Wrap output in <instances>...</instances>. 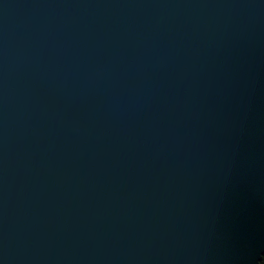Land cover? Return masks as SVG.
<instances>
[{"label":"water","instance_id":"95a60500","mask_svg":"<svg viewBox=\"0 0 264 264\" xmlns=\"http://www.w3.org/2000/svg\"><path fill=\"white\" fill-rule=\"evenodd\" d=\"M264 0H0V264H259Z\"/></svg>","mask_w":264,"mask_h":264},{"label":"snow or ice","instance_id":"6c2138e0","mask_svg":"<svg viewBox=\"0 0 264 264\" xmlns=\"http://www.w3.org/2000/svg\"><path fill=\"white\" fill-rule=\"evenodd\" d=\"M260 264H264V261H261V260H260Z\"/></svg>","mask_w":264,"mask_h":264},{"label":"trees","instance_id":"16d2710c","mask_svg":"<svg viewBox=\"0 0 264 264\" xmlns=\"http://www.w3.org/2000/svg\"><path fill=\"white\" fill-rule=\"evenodd\" d=\"M261 261H264V256L262 257V260ZM260 264V263H259Z\"/></svg>","mask_w":264,"mask_h":264}]
</instances>
